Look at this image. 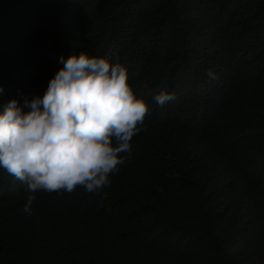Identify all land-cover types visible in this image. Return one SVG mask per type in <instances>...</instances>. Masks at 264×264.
Instances as JSON below:
<instances>
[{
    "label": "trees",
    "instance_id": "trees-1",
    "mask_svg": "<svg viewBox=\"0 0 264 264\" xmlns=\"http://www.w3.org/2000/svg\"><path fill=\"white\" fill-rule=\"evenodd\" d=\"M81 53L127 68L144 130L106 196L29 216L0 168V264H264V0H0V113Z\"/></svg>",
    "mask_w": 264,
    "mask_h": 264
},
{
    "label": "clouds",
    "instance_id": "clouds-1",
    "mask_svg": "<svg viewBox=\"0 0 264 264\" xmlns=\"http://www.w3.org/2000/svg\"><path fill=\"white\" fill-rule=\"evenodd\" d=\"M59 63L43 97H24L23 105L14 99L0 113V168L25 186L22 211L29 216L38 192L71 194L79 187L106 196L150 114L122 64L87 53ZM175 99L174 92L154 96L160 107Z\"/></svg>",
    "mask_w": 264,
    "mask_h": 264
}]
</instances>
